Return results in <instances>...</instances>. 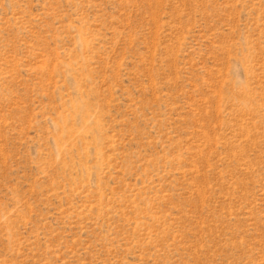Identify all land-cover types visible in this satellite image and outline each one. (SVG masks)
Wrapping results in <instances>:
<instances>
[{
    "label": "rangeland",
    "instance_id": "obj_1",
    "mask_svg": "<svg viewBox=\"0 0 264 264\" xmlns=\"http://www.w3.org/2000/svg\"><path fill=\"white\" fill-rule=\"evenodd\" d=\"M0 264H264V0H0Z\"/></svg>",
    "mask_w": 264,
    "mask_h": 264
}]
</instances>
